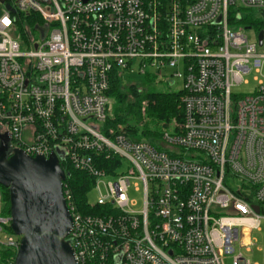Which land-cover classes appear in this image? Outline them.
Instances as JSON below:
<instances>
[{
  "label": "built area",
  "instance_id": "2783aa9c",
  "mask_svg": "<svg viewBox=\"0 0 264 264\" xmlns=\"http://www.w3.org/2000/svg\"><path fill=\"white\" fill-rule=\"evenodd\" d=\"M263 23L264 0H0V133L92 180V212L62 181L78 264H264L244 254L254 229L264 237ZM113 68L180 78L177 115L144 113L147 98L134 136L105 135ZM251 72L252 90L234 92ZM9 223L0 245L16 251Z\"/></svg>",
  "mask_w": 264,
  "mask_h": 264
},
{
  "label": "water",
  "instance_id": "95a60500",
  "mask_svg": "<svg viewBox=\"0 0 264 264\" xmlns=\"http://www.w3.org/2000/svg\"><path fill=\"white\" fill-rule=\"evenodd\" d=\"M67 175L54 154L28 155L0 133V186L8 191L10 228L20 237L13 264H78L66 239L72 227L62 193Z\"/></svg>",
  "mask_w": 264,
  "mask_h": 264
},
{
  "label": "trees",
  "instance_id": "16d2710c",
  "mask_svg": "<svg viewBox=\"0 0 264 264\" xmlns=\"http://www.w3.org/2000/svg\"><path fill=\"white\" fill-rule=\"evenodd\" d=\"M30 15L31 14L25 15L29 27L33 24L29 21L28 17ZM245 22L249 23L250 21L247 20ZM259 28H264V23L260 25ZM153 82V77L145 75L143 79L137 81V83L125 84L124 79H122L118 71L115 68L111 70L109 88L107 91V113L101 128L105 135L110 136L111 129L119 124L128 135L134 136V125L141 122L142 102L147 98L156 100L148 103L144 113L158 118H169L177 115L178 98L183 91L158 92L144 88L150 83L153 84ZM144 135L149 136L148 133ZM68 170L70 174L68 182L71 185V189L80 209L83 212H92V210H87L85 207L87 193L90 190L92 180L82 171L74 170L70 167ZM0 194L2 200L0 215L9 217L7 189L0 186ZM246 199L250 200V197L246 196ZM5 230L8 233H13L9 224L5 225ZM14 255L15 250L10 247L0 246V264H13Z\"/></svg>",
  "mask_w": 264,
  "mask_h": 264
},
{
  "label": "rangeland",
  "instance_id": "374dc122",
  "mask_svg": "<svg viewBox=\"0 0 264 264\" xmlns=\"http://www.w3.org/2000/svg\"><path fill=\"white\" fill-rule=\"evenodd\" d=\"M253 16H258L260 17V13L258 10L256 9H252V11L250 12ZM34 34L36 35V38L37 39H40V36L37 35L36 31H34ZM248 34H250L248 32ZM183 68H182V63L181 62H178L177 66L174 67V68H166L165 70V73L167 76H170L172 74V71H180L182 72ZM257 77V75L253 72L247 74L244 76V80L246 81V83H241L239 86L233 88V91L234 92H242V93H247V92H250L253 88V86L255 85L256 81L254 80V78ZM143 79V77L141 76H137V75H130V76H127L125 79H124V83L125 84H131V83H137V81H141ZM171 80L168 81V80H163L161 79V81L157 84H148L146 87V89H151L153 91H158V92H173V91H176L178 89H180V87L182 86V80L180 78H176V77H173V78H170ZM144 102H142V107L145 106L144 105ZM142 114V118H141V122L142 123L145 119V121H147V118H144L143 117V113ZM140 123H137L134 125V130H136L137 126L140 124ZM152 126V125H151ZM153 126H156L157 128H162L159 124L158 125H153ZM174 123H171L169 124L166 129L168 130H171L173 127H174ZM144 139H150L149 136H144ZM153 142H156L157 140L156 139H151ZM123 170V167H120L117 169V173L122 171ZM109 179H112V176H108L107 178H102V180L104 182H106L107 180ZM100 188L103 189V185L100 183ZM129 198L131 200H134L137 202V205H136V208H139V203H140V200H141V193L140 192H135V191H130L129 192ZM96 199V193L94 191H91L89 194H88V200L91 201V202H94ZM139 202V203H138ZM0 204H1V207H2V200H1V194H0ZM263 229V225L261 224V227L260 229ZM251 237V240L254 242L253 246L250 247V251H246L244 252L245 256L250 260V261H253V262H257V263H263V249H264V237H263V231L262 230H256L254 229L253 232L251 233L250 235ZM20 238V237H19ZM246 240V239H245ZM243 242H246L244 241V237H243ZM1 246V245H0ZM225 264H231V257H227L225 259Z\"/></svg>",
  "mask_w": 264,
  "mask_h": 264
}]
</instances>
